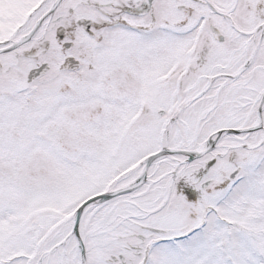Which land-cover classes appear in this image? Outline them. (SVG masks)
<instances>
[{
  "label": "snow or ice",
  "instance_id": "6c2138e0",
  "mask_svg": "<svg viewBox=\"0 0 264 264\" xmlns=\"http://www.w3.org/2000/svg\"><path fill=\"white\" fill-rule=\"evenodd\" d=\"M0 264H264V0H0Z\"/></svg>",
  "mask_w": 264,
  "mask_h": 264
}]
</instances>
